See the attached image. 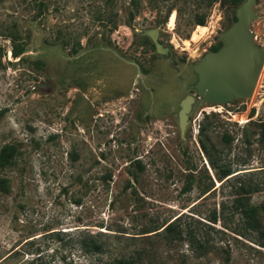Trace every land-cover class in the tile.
<instances>
[{"label": "rangeland", "instance_id": "obj_1", "mask_svg": "<svg viewBox=\"0 0 264 264\" xmlns=\"http://www.w3.org/2000/svg\"><path fill=\"white\" fill-rule=\"evenodd\" d=\"M238 7L0 0V149H13L0 170V264H264V60L248 98L214 105L194 90L193 65L222 46ZM252 13L264 52V0ZM151 29L166 53L143 36ZM185 95L194 102L181 137ZM235 197L255 209L256 229ZM88 237L99 253L80 245Z\"/></svg>", "mask_w": 264, "mask_h": 264}, {"label": "water", "instance_id": "obj_2", "mask_svg": "<svg viewBox=\"0 0 264 264\" xmlns=\"http://www.w3.org/2000/svg\"><path fill=\"white\" fill-rule=\"evenodd\" d=\"M255 0H244L235 11V21L219 39L222 46L215 52L205 53L192 67L196 74V97L205 103L223 105L232 99L250 97L258 78L264 52L254 44L248 29L254 15ZM155 53L164 54L166 49L157 42V30L145 31ZM194 98L185 95L178 103L177 127L182 137Z\"/></svg>", "mask_w": 264, "mask_h": 264}, {"label": "trees", "instance_id": "obj_3", "mask_svg": "<svg viewBox=\"0 0 264 264\" xmlns=\"http://www.w3.org/2000/svg\"><path fill=\"white\" fill-rule=\"evenodd\" d=\"M215 1V0H211ZM230 2L234 5L240 6L243 3V0H230ZM194 25L195 27V34H199V32L201 31V29L204 27V17H199L194 19ZM219 47H213L211 49V52H215L216 50H218ZM13 57H17L18 53L17 52H12ZM258 139L259 141H264V120L262 122H260L258 125ZM204 132H205V127L202 125L199 128V132H198V143H199V147L202 150V152H204L205 154H207V148L205 145V139H203L204 137ZM13 158V149L11 147H4L2 149H0V170L6 168L7 166H9L11 164ZM210 164L212 165L211 161ZM229 175V169L224 168L221 173H220V177L223 178L225 176ZM0 190L4 191L5 190V181L3 179H0ZM189 190V183L187 185H185L182 188V192H187ZM244 189H243V185H239L236 188L235 191V195L236 196H240V198L245 194L244 193ZM240 200L238 199V197H235L233 200V203L236 204L235 205V209H237L241 215L245 218V222L247 223V226L250 229H256L258 222L256 220V214H255V209L252 207H247V206H242L240 204ZM259 211L261 213L264 214V206H259L258 207ZM210 223H214L215 222V216L214 214L211 215ZM168 235L171 234V236L176 235L177 237L175 238H179V233H176L174 230V223H169L168 225H166L163 229ZM79 243L82 247H84V249L86 250L87 253H99L101 251V244L95 240H93L92 237H88V238H81L79 240ZM200 244V243H199ZM198 244V248H202L203 246H200ZM118 264H123L122 261H117ZM26 264H43L41 262H37V260L34 261H30ZM44 264H49L47 262L44 261Z\"/></svg>", "mask_w": 264, "mask_h": 264}]
</instances>
